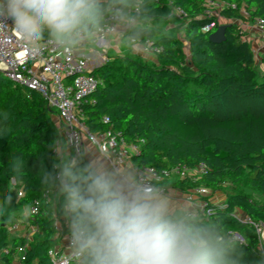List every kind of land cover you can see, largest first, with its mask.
Masks as SVG:
<instances>
[{
    "label": "trees",
    "instance_id": "trees-1",
    "mask_svg": "<svg viewBox=\"0 0 264 264\" xmlns=\"http://www.w3.org/2000/svg\"><path fill=\"white\" fill-rule=\"evenodd\" d=\"M138 1L137 24L121 42H152L160 50L156 63L126 52L96 68L100 85L82 107L84 126L93 134L119 132L126 143L138 144L140 154L130 160L138 170L203 164L197 180L172 177L161 185L182 194L205 189L210 199L221 195L224 202L202 198L201 220L184 214L180 222L213 234L229 264H264L254 229L264 224V75L243 40L244 24L264 20V0H215L234 6L220 11L228 25L220 44L209 41L216 29L203 31L211 21L205 18L208 0H169L184 18L172 14L168 0ZM99 4L102 21L110 6L130 2ZM169 22H176L170 31L155 27ZM54 116L39 93L14 87L0 73V264H51L47 252L60 243L53 204L45 197L59 186L62 136ZM88 166L79 162L73 170ZM36 203L37 213L25 214ZM239 214L251 223L240 222ZM18 226L29 236L13 235Z\"/></svg>",
    "mask_w": 264,
    "mask_h": 264
},
{
    "label": "clouds",
    "instance_id": "clouds-1",
    "mask_svg": "<svg viewBox=\"0 0 264 264\" xmlns=\"http://www.w3.org/2000/svg\"><path fill=\"white\" fill-rule=\"evenodd\" d=\"M101 18L99 0H0V27L11 21L33 49L47 41L71 52ZM73 168L66 163L59 173L73 256L85 257L86 264H229L213 234L170 215L158 187L103 162Z\"/></svg>",
    "mask_w": 264,
    "mask_h": 264
},
{
    "label": "built area",
    "instance_id": "built-area-1",
    "mask_svg": "<svg viewBox=\"0 0 264 264\" xmlns=\"http://www.w3.org/2000/svg\"><path fill=\"white\" fill-rule=\"evenodd\" d=\"M122 1L124 0H118V2ZM129 2L130 4L125 7L110 6L94 33L84 37L71 52L61 53L47 41L42 43L38 49H33L13 32L11 21L0 27V73L14 87L36 91L40 94L57 118L61 136L72 154L71 165L73 166L82 160L85 139L96 149L113 171L124 166L133 156L140 154L139 145L126 143L119 132L108 130L101 134L90 133L84 126L82 113V107L89 103L90 96L95 93L100 81L93 75L97 67L94 66L89 56L80 52L79 47L84 49L93 47V53H95V50L109 48L113 42H121L124 35L137 24L134 15L138 13L139 1L129 0ZM155 2L159 4V1L156 0ZM165 4L172 8L169 0ZM228 8H234V6L223 1L208 0L205 18L211 21L203 31L209 33L222 24L225 25L227 21L220 18L219 14L221 10ZM172 14L178 18L186 16L181 10L175 8H172ZM242 14L247 16L244 10H242ZM253 25L264 36V20L256 18ZM132 45L137 46L142 55L155 56L160 52L153 47V43L150 41L143 44L132 43ZM102 58L105 62L108 60ZM107 122L108 120L104 119V123ZM60 170L61 167L57 163L56 179L58 182ZM204 170L203 164L194 169L176 166L161 173L152 168L140 170L134 168V176L158 187L162 194L167 196L169 190L161 185L162 181L172 177L179 180L190 179L195 181L201 177ZM17 197H22L21 191H18ZM45 197L48 200V194ZM202 198H207L210 201V192L205 189L189 192L185 201L193 209L184 213L187 217L201 220L203 209L206 206ZM37 206L36 203L28 208L27 214H36ZM67 219L70 223L69 213H67ZM237 219L242 223H251L249 218L240 214L237 215ZM15 229L16 227L13 231ZM254 229L259 238V251L264 257V224H255ZM57 231L59 230L57 229ZM68 235L69 225L68 231L64 235V242H60L47 252L51 264H83L85 261V257L77 258L72 255L68 247ZM236 239L239 238L236 237ZM24 251L25 249H19L18 253L23 254ZM14 264L25 263L16 259Z\"/></svg>",
    "mask_w": 264,
    "mask_h": 264
},
{
    "label": "crops",
    "instance_id": "crops-1",
    "mask_svg": "<svg viewBox=\"0 0 264 264\" xmlns=\"http://www.w3.org/2000/svg\"><path fill=\"white\" fill-rule=\"evenodd\" d=\"M243 29H244L243 40L248 42V44L253 49V51L255 53L258 71L262 75H264V63H263V59H264V36L259 32L258 29H256V27L252 23L244 24ZM89 49L90 48L84 49L83 47H79L80 52H83L85 55L90 57L94 53H93V50L89 51ZM138 55H140V53ZM142 56L145 58V61L151 62V63H156L154 56H152V55H142ZM54 122L59 127V123H58L57 118L55 116H54ZM56 154H57L56 160H57V163L60 167H62L66 163L71 165L73 157H72L70 150L68 149V147L66 145V141L62 137H61V140L57 144ZM81 162H86L88 165L91 163L94 167H100L101 163L103 162L104 166H106L109 170L113 171L108 166V164L105 162V160L97 153L96 149L86 139L83 142V157H82ZM125 167H127L128 170L133 168L132 170L134 172V167L132 166L130 161H127L125 163ZM168 190H169L168 195L166 197H169V196L176 197L177 194L182 196L179 192H176L173 189H168ZM62 195L63 194L60 191V184H59V186H57L56 189L53 192H51L48 196L49 202H51L53 204L54 215L56 218V226H57V229L59 230L57 236L60 238V242H64L63 241L64 235L67 233L68 225H69V221L67 219V213L65 210V200L62 197ZM219 196H221V195H219ZM214 197L215 196L211 197L210 201L212 203H214L215 205H221L224 202L223 196H221V197H223L221 199L220 198L215 199ZM181 199H182V197H181ZM174 201L179 205V201H177V200H174ZM180 203H182V204L186 203L184 205V209H186V211L191 206L190 204H188L183 199H182V202L180 201ZM196 203H198V202H196ZM184 213H181L182 215H181V218L179 219V221L182 219ZM25 214H27V211H25ZM23 229H24L23 227L18 226L13 231V235L20 236V237L29 236V234L26 232L17 234L18 232H20ZM15 261H16V259H15Z\"/></svg>",
    "mask_w": 264,
    "mask_h": 264
},
{
    "label": "rangeland",
    "instance_id": "rangeland-1",
    "mask_svg": "<svg viewBox=\"0 0 264 264\" xmlns=\"http://www.w3.org/2000/svg\"><path fill=\"white\" fill-rule=\"evenodd\" d=\"M175 25H176V22H169V23H165V24H158L155 27L157 30L170 31ZM93 49L94 48L92 47L89 49V51L93 50ZM126 52H128L131 56H139V57L145 59L141 54L138 55L139 51H138L137 46H133L132 44H124L122 42H113L109 48L105 47L103 50H95V53L90 56V59L93 61L94 66L98 68L105 63V61L103 60L102 57H104L105 59H108L109 57H118L120 55L123 56L124 54H126ZM132 169L133 168L128 170L127 167H125V165L122 166L121 168H119V170H126L128 172H131L134 175V172ZM180 194L182 196L177 194L176 197H172V196L167 197L169 199V213L174 219H176L178 221L181 218V215H182L181 213L186 212V209H184V205L186 203L182 204V203H180V201L182 202V199L186 200V197L189 194V192L184 193V194L180 193ZM181 197H182V199H181ZM254 197L258 202L263 201V199L257 195H255ZM214 198L215 199H218V198L221 199L223 197L217 195ZM174 200L179 201V205ZM192 209H193V207L190 206L187 209V211H191ZM24 232L28 233V231L26 229H23L20 232H18L17 234L24 233Z\"/></svg>",
    "mask_w": 264,
    "mask_h": 264
},
{
    "label": "water",
    "instance_id": "water-1",
    "mask_svg": "<svg viewBox=\"0 0 264 264\" xmlns=\"http://www.w3.org/2000/svg\"><path fill=\"white\" fill-rule=\"evenodd\" d=\"M228 25L219 26L216 31L209 36V41L213 44H220L225 41V31Z\"/></svg>",
    "mask_w": 264,
    "mask_h": 264
}]
</instances>
